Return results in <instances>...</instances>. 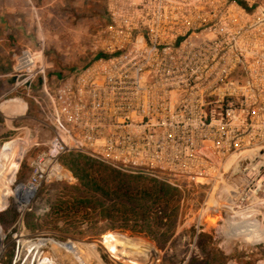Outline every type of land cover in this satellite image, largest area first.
Wrapping results in <instances>:
<instances>
[{"label":"built area","instance_id":"obj_1","mask_svg":"<svg viewBox=\"0 0 264 264\" xmlns=\"http://www.w3.org/2000/svg\"><path fill=\"white\" fill-rule=\"evenodd\" d=\"M103 2L87 65L51 81L43 44L13 55L12 90L40 79L32 98L48 132L14 196L74 181L69 152L176 188L214 184L234 162L248 177L264 161V0Z\"/></svg>","mask_w":264,"mask_h":264},{"label":"rangeland","instance_id":"obj_2","mask_svg":"<svg viewBox=\"0 0 264 264\" xmlns=\"http://www.w3.org/2000/svg\"><path fill=\"white\" fill-rule=\"evenodd\" d=\"M98 2L96 9L102 6L105 11L104 2ZM41 43L44 57L52 62L48 75L69 67L61 63L54 43L46 38ZM39 94L37 83L32 91L18 89L16 95L25 98L29 115L16 119L12 128L0 129V163L8 156L0 168V264H264V161L253 162L248 177L240 172L241 163H229L214 184L183 182L176 188L153 180L151 186L167 194L158 201L166 209L156 224L142 223L139 215L127 217L116 208L148 202L147 196L129 200L94 194L91 180L76 176L65 160L77 155L97 160L69 152L61 162L75 180L43 185L26 201L23 212L18 211L14 186L28 178L31 160L45 149L48 137L32 99ZM10 99L11 94L1 99L4 108L17 103ZM259 183L263 191H256ZM60 206L71 209L57 211ZM11 208L17 213L14 219ZM108 208L111 216L104 212ZM236 212H252L253 217L232 225L227 216ZM30 214L35 228L27 222Z\"/></svg>","mask_w":264,"mask_h":264},{"label":"crops","instance_id":"obj_3","mask_svg":"<svg viewBox=\"0 0 264 264\" xmlns=\"http://www.w3.org/2000/svg\"><path fill=\"white\" fill-rule=\"evenodd\" d=\"M98 1L103 2L0 0V129L12 128L16 119H24L29 115V105L25 98L16 95L17 90H12L13 55L23 48H40L41 42L46 38L48 42L54 43V50L61 63L69 66L48 75L51 81L87 65L97 55L91 33L102 29L108 22L102 6L99 10L96 9ZM46 61L51 68L52 62L49 64L47 59ZM36 83L40 88V79ZM9 94L12 95L10 100L17 103L8 104L4 108L1 99ZM7 159L8 156L2 159L0 168Z\"/></svg>","mask_w":264,"mask_h":264},{"label":"trees","instance_id":"obj_4","mask_svg":"<svg viewBox=\"0 0 264 264\" xmlns=\"http://www.w3.org/2000/svg\"><path fill=\"white\" fill-rule=\"evenodd\" d=\"M83 156V155H82ZM88 158V157H87ZM86 157H81V155H77L76 158L66 159L64 157V160L66 161V165L70 167L72 172L78 176V177H87L91 180L92 184V191L94 194H100L103 197H111L114 196L117 199H124L127 198L129 200H136V199H144L146 196L148 197V202L140 203L136 202L135 205L130 204L128 206H124V208L119 209V207L116 208L121 211V213H124V215L128 216H134L136 217V214L139 215V220L142 223H147V221L152 220L153 223L160 222L165 217V209L164 207H160L158 204L160 202L159 199H166V192L163 191V188L160 187L156 188L151 186L150 183H153L152 181L154 179L146 178L143 176H137V175H130L123 173L119 170L113 169L112 167H109L105 164L98 163L97 161H90ZM153 187V188H152ZM152 193V194H151ZM151 197V198H150ZM71 207H66V209L63 210V206H60L57 211L69 213V210ZM157 209L159 211H162V214L158 213ZM12 210V217L13 219L16 217V212L14 211V208H11ZM78 209H75V213H78ZM104 212H106L107 216H111V209H104ZM116 215V214H113ZM33 216L30 214L28 216L27 222L29 225L33 228L37 226L36 223H32ZM0 220L1 215H0ZM1 222V221H0ZM3 222V220H2ZM1 222V223H2ZM200 236H204L206 234L202 233L199 234ZM9 260H11L12 252H9Z\"/></svg>","mask_w":264,"mask_h":264},{"label":"bare ground","instance_id":"obj_5","mask_svg":"<svg viewBox=\"0 0 264 264\" xmlns=\"http://www.w3.org/2000/svg\"><path fill=\"white\" fill-rule=\"evenodd\" d=\"M32 189L26 188V190H22L20 186H18L16 190V197L20 198L21 200H24L25 202L28 201V198L32 195ZM253 217L252 212H236L233 216L228 215L227 221L232 225H238L240 223H243V221H247L250 218ZM34 246V245H33ZM39 262V260L37 261Z\"/></svg>","mask_w":264,"mask_h":264}]
</instances>
